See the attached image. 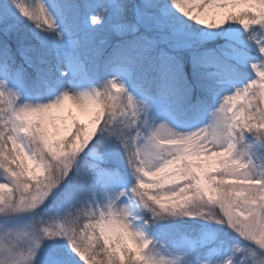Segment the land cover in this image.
Instances as JSON below:
<instances>
[{
	"label": "snow or ice",
	"instance_id": "6c2138e0",
	"mask_svg": "<svg viewBox=\"0 0 264 264\" xmlns=\"http://www.w3.org/2000/svg\"><path fill=\"white\" fill-rule=\"evenodd\" d=\"M0 264H264V0H0Z\"/></svg>",
	"mask_w": 264,
	"mask_h": 264
},
{
	"label": "rangeland",
	"instance_id": "374dc122",
	"mask_svg": "<svg viewBox=\"0 0 264 264\" xmlns=\"http://www.w3.org/2000/svg\"><path fill=\"white\" fill-rule=\"evenodd\" d=\"M217 43V41H214V40H209L208 41V44L209 46H214L215 44ZM242 101H237V104L241 103Z\"/></svg>",
	"mask_w": 264,
	"mask_h": 264
},
{
	"label": "trees",
	"instance_id": "16d2710c",
	"mask_svg": "<svg viewBox=\"0 0 264 264\" xmlns=\"http://www.w3.org/2000/svg\"><path fill=\"white\" fill-rule=\"evenodd\" d=\"M185 56H187V54H184Z\"/></svg>",
	"mask_w": 264,
	"mask_h": 264
}]
</instances>
